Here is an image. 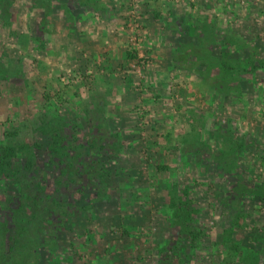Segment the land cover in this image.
Listing matches in <instances>:
<instances>
[{"label":"rangeland","instance_id":"rangeland-1","mask_svg":"<svg viewBox=\"0 0 264 264\" xmlns=\"http://www.w3.org/2000/svg\"><path fill=\"white\" fill-rule=\"evenodd\" d=\"M0 143L58 210L25 264H264V0H0Z\"/></svg>","mask_w":264,"mask_h":264},{"label":"trees","instance_id":"trees-1","mask_svg":"<svg viewBox=\"0 0 264 264\" xmlns=\"http://www.w3.org/2000/svg\"><path fill=\"white\" fill-rule=\"evenodd\" d=\"M222 69L228 71L233 67L223 65ZM60 131V126L54 130L56 135H60ZM54 140V157L64 159L67 153L62 146V137L56 136ZM22 150L23 147L0 145V203L5 212L0 218V264L28 263L30 256L41 245V234L46 233L47 225L54 224L52 219L58 211L57 206H48L50 196L47 193L44 195L46 177L39 179L34 173L33 161L30 160L24 167L19 165L17 159ZM17 198L19 205L9 210ZM29 229L35 231L30 240Z\"/></svg>","mask_w":264,"mask_h":264}]
</instances>
